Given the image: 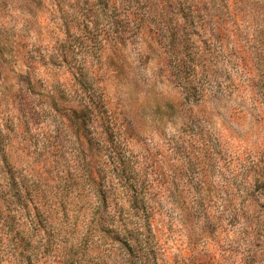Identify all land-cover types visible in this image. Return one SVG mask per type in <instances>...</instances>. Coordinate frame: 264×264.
<instances>
[{
    "label": "rangeland",
    "instance_id": "obj_1",
    "mask_svg": "<svg viewBox=\"0 0 264 264\" xmlns=\"http://www.w3.org/2000/svg\"><path fill=\"white\" fill-rule=\"evenodd\" d=\"M0 264H264V0H0Z\"/></svg>",
    "mask_w": 264,
    "mask_h": 264
}]
</instances>
